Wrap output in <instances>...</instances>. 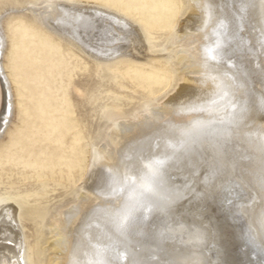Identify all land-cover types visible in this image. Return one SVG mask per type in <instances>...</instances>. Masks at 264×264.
<instances>
[{"label": "bare ground", "instance_id": "bare-ground-1", "mask_svg": "<svg viewBox=\"0 0 264 264\" xmlns=\"http://www.w3.org/2000/svg\"><path fill=\"white\" fill-rule=\"evenodd\" d=\"M34 2L33 21H18L31 28L40 22L88 55L110 59L119 52L135 59L156 52L148 48L139 21L116 9L93 0ZM22 3L0 0V113L9 92L13 107L8 125L0 123V162L16 161L35 143L40 165L46 129L43 90L29 59L31 44L21 51L8 34L13 29L8 17L20 12ZM184 3L160 53L177 71L174 82L184 86L181 91L194 90V103L183 109L157 107L155 101L165 91L142 107L109 117L89 148L75 195L58 204L48 220L45 264H165L185 257L202 264L264 260V197L256 186L264 137L259 115L264 8L261 0ZM115 38L122 42L112 43ZM207 49H215L217 59H210ZM242 109L248 111L242 114ZM102 169L105 180L97 189ZM128 207L133 212L125 220ZM34 212L17 197L0 198V243L5 237L14 242L3 244L9 260L28 264L20 215Z\"/></svg>", "mask_w": 264, "mask_h": 264}, {"label": "rangeland", "instance_id": "rangeland-1", "mask_svg": "<svg viewBox=\"0 0 264 264\" xmlns=\"http://www.w3.org/2000/svg\"><path fill=\"white\" fill-rule=\"evenodd\" d=\"M36 0H23L20 12L10 14L11 41L20 50L31 44L29 59L42 87L46 129L42 162L35 143L14 162H0V198L14 196L37 212L20 215L27 239L28 264H45L48 220L54 208L75 195L91 144L114 114H125L158 97L175 81L177 71L160 53L175 31L184 0H93L139 21L153 54L130 58H96L33 21ZM25 12H28L27 14ZM14 46V45H13ZM28 51V49H26ZM139 56V55H138Z\"/></svg>", "mask_w": 264, "mask_h": 264}, {"label": "snow or ice", "instance_id": "snow-or-ice-1", "mask_svg": "<svg viewBox=\"0 0 264 264\" xmlns=\"http://www.w3.org/2000/svg\"><path fill=\"white\" fill-rule=\"evenodd\" d=\"M262 8H264V0H261ZM220 26H223V22ZM122 40L120 38H115L112 40V43H121ZM220 47L219 40L217 41L216 48L218 49ZM261 49L262 52H264V41L261 42ZM215 49H207L206 52L208 54V57L210 59H217V56L213 55V52ZM121 53L117 52V55H120ZM184 88L182 84H179L178 82H173L169 89L166 90V92L157 100L155 101V104L157 107H167V106H174L177 109H183L187 104L194 103V100L192 97L195 96V92L193 89H186L183 92L181 91ZM218 88H222V82L221 84H218ZM173 89L175 91L173 92ZM169 93H172L169 95ZM224 95H227V93H224ZM247 109H242V114L244 112H247ZM13 115V107H12V99H11V93L9 92V100L7 107L3 110L2 113H0V123H3L5 126L8 125ZM259 115L261 118H264V101H261L260 108H259ZM264 128V126H261ZM183 143V142H182ZM261 163L259 166V172H258V180L256 181V186L258 187V191L262 197H264V137H262V143H261ZM158 163H163V161H158ZM110 172V170H109ZM214 175V171L211 173ZM206 177V182H207ZM105 176H104V170L102 169L99 174L96 176V182L94 187L99 188L101 184L104 183ZM176 197L178 198L180 196L179 190L175 193ZM133 208L128 207L125 209L124 212V219L127 220V218L132 214ZM260 223L262 225V228H264V210L261 212L260 216ZM119 227H123V225H119ZM197 239H199V234H194ZM262 237H264V232L261 233ZM14 242L11 239H8L5 237V240L0 243V256L4 257L3 264H24L22 260H9L8 259V253L3 251V244H13ZM11 251V249H9ZM22 255V253H21ZM165 264H202V261L198 259H193L191 257H185L182 259H173L170 261H166ZM260 264H264V260L260 262Z\"/></svg>", "mask_w": 264, "mask_h": 264}]
</instances>
